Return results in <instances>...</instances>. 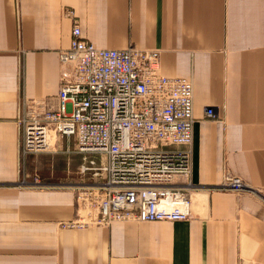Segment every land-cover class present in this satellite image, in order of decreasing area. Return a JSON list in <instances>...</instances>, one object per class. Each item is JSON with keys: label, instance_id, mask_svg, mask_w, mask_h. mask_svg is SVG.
<instances>
[{"label": "crops", "instance_id": "1", "mask_svg": "<svg viewBox=\"0 0 264 264\" xmlns=\"http://www.w3.org/2000/svg\"><path fill=\"white\" fill-rule=\"evenodd\" d=\"M67 10L98 48L160 49L164 76L193 80V179L204 189L190 220L63 228L74 192L14 188L34 170L78 181L79 154L24 163L19 124L25 98L59 93ZM227 170L250 189H206ZM0 264H264V0H0Z\"/></svg>", "mask_w": 264, "mask_h": 264}, {"label": "built area", "instance_id": "2", "mask_svg": "<svg viewBox=\"0 0 264 264\" xmlns=\"http://www.w3.org/2000/svg\"><path fill=\"white\" fill-rule=\"evenodd\" d=\"M72 40L60 52L56 96L25 98L19 120L23 162L29 155H81L76 217L61 227H109L116 222L188 221L193 195L194 82L161 72V50L131 45L98 48L83 37L75 12ZM206 118H220L215 107ZM63 138L64 141H61ZM70 174V172H69ZM19 188L49 190L37 172ZM211 191L246 193L250 187L227 170Z\"/></svg>", "mask_w": 264, "mask_h": 264}, {"label": "rangeland", "instance_id": "3", "mask_svg": "<svg viewBox=\"0 0 264 264\" xmlns=\"http://www.w3.org/2000/svg\"><path fill=\"white\" fill-rule=\"evenodd\" d=\"M81 156V155H80ZM82 157V156H81ZM72 160H73V163H74V165L75 166H77L78 165V167H79V165H80V163H81V160H80V157H78V156H76V155H73V157H72ZM80 160V161H79ZM80 162V163H79ZM78 170V169H77ZM35 172H37L38 174H39V176H40V179L43 181V182H45L43 179H42V176H41V174H40V172L38 171V170H34V171H32L30 174L28 173V172H26L28 175H29V177H30V180L28 179V181L29 182H35L34 181V176H33V174L35 173ZM76 174H77V172H76ZM28 177V178H29ZM78 181H79V178H78ZM77 181V182H78ZM76 182V181H75ZM45 183H48V182H45ZM67 183L68 182H63V183H55V184H59L57 187H58V189H65V190H68V188H66L65 186L67 185ZM14 188H17V189H20V190H27V189H24V188H19V186H15ZM31 190H35V189H31ZM73 192V191H72ZM202 198V196L201 197H199V195H197V194H195L194 195V197H193V209H194V205H195V203H197L196 202V199H198V202H201V199ZM76 200V199H75Z\"/></svg>", "mask_w": 264, "mask_h": 264}, {"label": "bare ground", "instance_id": "4", "mask_svg": "<svg viewBox=\"0 0 264 264\" xmlns=\"http://www.w3.org/2000/svg\"><path fill=\"white\" fill-rule=\"evenodd\" d=\"M193 197H194V196H193ZM199 197H201V195H199ZM201 199H202V198H201ZM196 202L199 203V202H198V199H196ZM197 203H195V205H196ZM195 205H194V206H195ZM196 207H197V206H196Z\"/></svg>", "mask_w": 264, "mask_h": 264}]
</instances>
